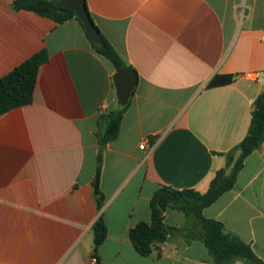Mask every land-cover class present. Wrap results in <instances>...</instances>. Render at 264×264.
I'll list each match as a JSON object with an SVG mask.
<instances>
[{
  "label": "crops",
  "instance_id": "1",
  "mask_svg": "<svg viewBox=\"0 0 264 264\" xmlns=\"http://www.w3.org/2000/svg\"><path fill=\"white\" fill-rule=\"evenodd\" d=\"M15 1L0 0V78L43 49L49 57L32 103L0 116V264H216L180 211L167 209L173 231L147 257L129 231L151 223L159 188L207 192L247 135L264 90V0H84L137 76L119 136L103 148L101 210L97 132L101 115L123 107L118 70L79 18L57 23ZM101 214L107 237L95 250ZM203 215L264 261V142Z\"/></svg>",
  "mask_w": 264,
  "mask_h": 264
},
{
  "label": "trees",
  "instance_id": "2",
  "mask_svg": "<svg viewBox=\"0 0 264 264\" xmlns=\"http://www.w3.org/2000/svg\"><path fill=\"white\" fill-rule=\"evenodd\" d=\"M59 2L60 0H16L12 6L16 11H31L57 23H63L74 17L78 19L73 10L60 6ZM95 29L97 30L95 39L88 35L94 42L97 53L110 60L118 71L125 68L126 64L121 56L96 26ZM48 57L47 50L43 49L0 78V116L15 108L32 103L39 69L48 61ZM233 79L234 77L230 75L216 76L210 81L209 87L226 85L231 83ZM130 100L121 109L101 115L99 120L100 129L97 132V138L102 149L97 156L96 173L92 183L99 210L102 209L104 201L100 189L103 148L119 136L121 122L129 107ZM263 142L264 90L254 101L251 124L247 135L233 152L227 154V167L217 171L207 192L200 193L193 189L178 190L163 186L154 193L150 200L151 223L140 222L129 231L130 241L137 253L147 257L155 249H158L160 244L167 241L173 228L165 223V212L167 209H173L184 213L187 217L196 219L200 227L198 237L204 242L216 264H234L235 261L240 260L246 264H264V261L255 254L251 245L244 242L237 234L227 231L221 222L208 219L203 215V210L206 207L233 189L238 173L243 168L244 160L256 151ZM106 237L107 226L101 214L93 225L95 250L100 247Z\"/></svg>",
  "mask_w": 264,
  "mask_h": 264
},
{
  "label": "water",
  "instance_id": "3",
  "mask_svg": "<svg viewBox=\"0 0 264 264\" xmlns=\"http://www.w3.org/2000/svg\"><path fill=\"white\" fill-rule=\"evenodd\" d=\"M59 5L73 10L83 23L87 33L94 39L97 37L95 24L87 10L84 0H60ZM114 79L118 87L119 101L122 106H125L131 98L134 85L137 80L136 73L131 67H125L116 73ZM262 81L264 83V74Z\"/></svg>",
  "mask_w": 264,
  "mask_h": 264
},
{
  "label": "built area",
  "instance_id": "4",
  "mask_svg": "<svg viewBox=\"0 0 264 264\" xmlns=\"http://www.w3.org/2000/svg\"><path fill=\"white\" fill-rule=\"evenodd\" d=\"M148 146V143L147 142H144L141 146H140V148L141 149H144L145 147H147ZM151 149V148H150ZM93 262H97V258H93Z\"/></svg>",
  "mask_w": 264,
  "mask_h": 264
},
{
  "label": "rangeland",
  "instance_id": "5",
  "mask_svg": "<svg viewBox=\"0 0 264 264\" xmlns=\"http://www.w3.org/2000/svg\"><path fill=\"white\" fill-rule=\"evenodd\" d=\"M238 264H246V263L240 260Z\"/></svg>",
  "mask_w": 264,
  "mask_h": 264
}]
</instances>
